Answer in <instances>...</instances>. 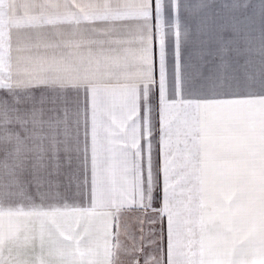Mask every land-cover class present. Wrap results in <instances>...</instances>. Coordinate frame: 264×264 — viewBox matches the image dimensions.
I'll list each match as a JSON object with an SVG mask.
<instances>
[{"label":"snow or ice","instance_id":"1","mask_svg":"<svg viewBox=\"0 0 264 264\" xmlns=\"http://www.w3.org/2000/svg\"><path fill=\"white\" fill-rule=\"evenodd\" d=\"M0 264H264V0H0Z\"/></svg>","mask_w":264,"mask_h":264},{"label":"crops","instance_id":"2","mask_svg":"<svg viewBox=\"0 0 264 264\" xmlns=\"http://www.w3.org/2000/svg\"><path fill=\"white\" fill-rule=\"evenodd\" d=\"M147 227V226H146ZM157 230H159V226H157Z\"/></svg>","mask_w":264,"mask_h":264}]
</instances>
